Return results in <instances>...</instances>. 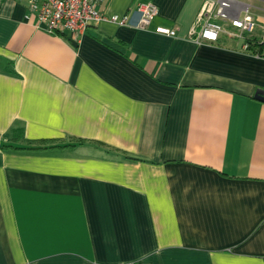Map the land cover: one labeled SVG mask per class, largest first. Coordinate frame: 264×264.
Wrapping results in <instances>:
<instances>
[{"label": "crops", "instance_id": "1", "mask_svg": "<svg viewBox=\"0 0 264 264\" xmlns=\"http://www.w3.org/2000/svg\"><path fill=\"white\" fill-rule=\"evenodd\" d=\"M205 1L103 0L134 25L72 40L0 0V144L42 148H0V264H264V0L199 43Z\"/></svg>", "mask_w": 264, "mask_h": 264}, {"label": "built area", "instance_id": "2", "mask_svg": "<svg viewBox=\"0 0 264 264\" xmlns=\"http://www.w3.org/2000/svg\"><path fill=\"white\" fill-rule=\"evenodd\" d=\"M29 11L37 18L39 27L54 35H69L72 40H78L89 27L108 20L124 25L132 24L130 17H108L100 8L103 0H24ZM139 20L135 25L139 29H148L159 15L158 7L153 3H143L138 8ZM223 23H228L234 30H227ZM256 22L252 15L241 17L235 8L233 0H206L196 24L189 32V38L199 43L205 41L216 43L221 34H227L235 39H246L253 33ZM158 34L177 38L178 28L158 26ZM248 48V44L244 46ZM257 56L264 58L263 52Z\"/></svg>", "mask_w": 264, "mask_h": 264}, {"label": "trees", "instance_id": "3", "mask_svg": "<svg viewBox=\"0 0 264 264\" xmlns=\"http://www.w3.org/2000/svg\"><path fill=\"white\" fill-rule=\"evenodd\" d=\"M247 44L248 48L245 49L247 53L253 54V55H259L263 52L264 49V41H260L257 39H247ZM0 148L3 150L7 149H13L16 151H22V150H30V151H36V150H41L42 148H26V147H18V146H13L10 144H0Z\"/></svg>", "mask_w": 264, "mask_h": 264}, {"label": "water", "instance_id": "4", "mask_svg": "<svg viewBox=\"0 0 264 264\" xmlns=\"http://www.w3.org/2000/svg\"><path fill=\"white\" fill-rule=\"evenodd\" d=\"M255 98L259 101L264 102V91L263 90H258Z\"/></svg>", "mask_w": 264, "mask_h": 264}, {"label": "rangeland", "instance_id": "5", "mask_svg": "<svg viewBox=\"0 0 264 264\" xmlns=\"http://www.w3.org/2000/svg\"><path fill=\"white\" fill-rule=\"evenodd\" d=\"M234 1V0H233ZM246 38H247V35H246ZM246 40V39H245Z\"/></svg>", "mask_w": 264, "mask_h": 264}]
</instances>
